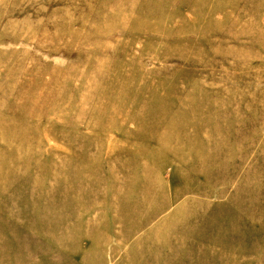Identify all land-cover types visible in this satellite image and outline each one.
Here are the masks:
<instances>
[{
  "label": "rangeland",
  "instance_id": "374dc122",
  "mask_svg": "<svg viewBox=\"0 0 264 264\" xmlns=\"http://www.w3.org/2000/svg\"><path fill=\"white\" fill-rule=\"evenodd\" d=\"M0 264H264V0H0Z\"/></svg>",
  "mask_w": 264,
  "mask_h": 264
}]
</instances>
